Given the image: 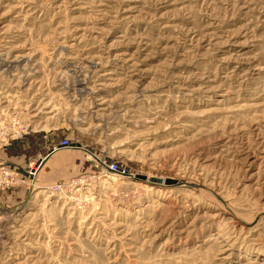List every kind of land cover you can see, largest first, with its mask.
Returning <instances> with one entry per match:
<instances>
[{
  "label": "rangeland",
  "instance_id": "374dc122",
  "mask_svg": "<svg viewBox=\"0 0 264 264\" xmlns=\"http://www.w3.org/2000/svg\"><path fill=\"white\" fill-rule=\"evenodd\" d=\"M40 135L0 264H264V0H0V168Z\"/></svg>",
  "mask_w": 264,
  "mask_h": 264
},
{
  "label": "crops",
  "instance_id": "0c3cea01",
  "mask_svg": "<svg viewBox=\"0 0 264 264\" xmlns=\"http://www.w3.org/2000/svg\"><path fill=\"white\" fill-rule=\"evenodd\" d=\"M42 137L43 135H40L41 140H39L37 137L30 136L33 143L30 147H27L25 153L19 151V146L17 144L15 147L12 146L9 148L7 152L10 164L18 171H26L31 163L37 162L39 164L42 162L37 177L38 182L49 181L55 177L57 178L58 170L56 171V169H58L61 163H64L62 151L67 150L62 149L54 153H50L51 150H49L47 154H42L44 150L43 143H46V145L49 143L48 139L45 140L42 139Z\"/></svg>",
  "mask_w": 264,
  "mask_h": 264
},
{
  "label": "built area",
  "instance_id": "2783aa9c",
  "mask_svg": "<svg viewBox=\"0 0 264 264\" xmlns=\"http://www.w3.org/2000/svg\"><path fill=\"white\" fill-rule=\"evenodd\" d=\"M72 148V144L68 139H64L60 141L52 150L50 153H54L58 150L62 149H70ZM41 163H31L30 164V170H29V176L33 177L34 180L35 176L38 175L40 170ZM106 170L110 175L118 176V177H125L128 175V171L126 168L120 166L116 162H111L106 165ZM21 183L20 175L18 171L16 170H8L6 168H0V190H4L6 188L19 185Z\"/></svg>",
  "mask_w": 264,
  "mask_h": 264
},
{
  "label": "bare ground",
  "instance_id": "6f19581e",
  "mask_svg": "<svg viewBox=\"0 0 264 264\" xmlns=\"http://www.w3.org/2000/svg\"><path fill=\"white\" fill-rule=\"evenodd\" d=\"M42 163V162H41Z\"/></svg>",
  "mask_w": 264,
  "mask_h": 264
}]
</instances>
